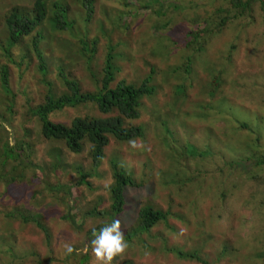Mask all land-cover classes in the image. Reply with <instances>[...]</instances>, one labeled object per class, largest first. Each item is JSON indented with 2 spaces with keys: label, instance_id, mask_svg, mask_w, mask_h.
Instances as JSON below:
<instances>
[{
  "label": "rangeland",
  "instance_id": "rangeland-1",
  "mask_svg": "<svg viewBox=\"0 0 264 264\" xmlns=\"http://www.w3.org/2000/svg\"><path fill=\"white\" fill-rule=\"evenodd\" d=\"M35 1L0 0V264H100L91 250L90 231L114 220L87 212L96 204L100 210L109 208L113 157L142 186L127 188L126 208L117 219L129 246L112 264H202L182 259L171 248L199 250L210 264H264V183L244 179V186L236 188L234 183L241 181L238 172L225 175L222 168L224 160L229 163L239 155L230 148L232 142L241 141L243 149H258L262 137L264 148V128L259 130L251 121V113L264 115V0H253L251 8L238 20L227 21L222 31L216 29L218 22L233 13L228 0H95L89 21L81 0H61L74 21L71 31L54 28L56 0H47L49 13L38 31L44 34L40 47L56 92L63 91L59 67L83 90L94 88L80 38H101L94 69L102 64L109 40L117 53L120 77L131 81L155 68L157 91L142 100L137 122L155 132L157 119L170 129L168 136L156 145L137 140L136 147L133 141L113 139L98 168L93 167L89 144L81 153L71 152L64 141L47 139L33 115L47 90L31 44L34 35L13 44L6 18L13 11L32 13ZM221 7L229 11L219 12ZM197 28L215 31L208 32L204 52L186 44L188 33ZM189 56L195 62L190 73L178 68ZM5 69L9 94L1 82ZM78 114L66 108L53 112L51 118L69 124ZM175 140L200 153L208 146L215 156L182 155L173 160L170 144L175 145ZM6 143L15 146L9 149L8 160ZM239 166L249 172L254 162L242 160ZM82 172L90 174L92 188L87 181L78 184ZM193 175L196 179L182 187L181 180ZM221 191L227 193L226 202L219 198ZM96 197L102 201H94ZM144 205L171 209L172 214L151 233L135 232L129 239ZM32 218L44 225L50 237ZM66 244L74 247L70 255Z\"/></svg>",
  "mask_w": 264,
  "mask_h": 264
},
{
  "label": "trees",
  "instance_id": "trees-1",
  "mask_svg": "<svg viewBox=\"0 0 264 264\" xmlns=\"http://www.w3.org/2000/svg\"><path fill=\"white\" fill-rule=\"evenodd\" d=\"M228 1L227 4L229 8H233V13L230 14L228 18L224 17L223 20L218 22L216 29H220V31L223 30V26L227 21L232 20L234 22V20L241 18L247 9L251 8V2L253 0ZM81 4L86 11L87 21L91 20L95 12L94 0H81ZM48 6L47 0H36L32 13L22 14L13 11L8 14L6 18L9 39L13 44H17L24 37L34 35L32 36L31 44L38 61L37 68L41 75V81L47 87V90L43 102L37 104L32 110L33 115L40 120L43 135L47 139L64 141L67 148L73 153H81L85 145L89 144L94 168L100 167L104 159L105 149L110 145L113 139L118 142L152 140V144L156 145L166 134L168 136L170 129L157 119L153 120L156 129L158 128V131L155 132L153 130L150 131L144 123L141 124L137 122L141 118L140 108L143 98L145 96L151 98L155 92L156 88L152 84L153 78L151 75H148L149 72H147L144 77H132V82L129 81L127 77H120L119 73L121 69L117 65V53L114 52L115 47L110 44V40L105 45V55L102 64H97V69H94L93 66L97 63L95 60L97 59L101 38L94 37L91 40H88V37L80 38V51L84 55L85 64H87L88 79L95 84L92 90H83L79 81L71 78L63 67H59L58 76L63 91L59 93L55 91L54 83L48 78L49 69L47 59L40 47L44 39V34L38 31V28L44 23L48 16ZM52 6L54 28L59 31H71L72 28H74V21L69 20L68 8L66 5L63 4L61 0H56L53 2ZM225 10L229 11L223 7L219 8V12ZM208 32L214 33L215 31L207 28L191 30V32L188 33L187 47L192 48L196 46L197 51L204 52L210 38ZM194 64V57L189 56L186 62H183L178 68L184 72L190 73L193 71ZM152 70L155 71V68L152 67ZM1 82L4 91L6 94H9L11 89L9 85L8 69L2 72ZM66 108L75 109L80 114L73 116L69 124L56 122L51 119V114L53 112L62 111ZM251 114V121L256 122V127L262 130L264 128V115L256 116L253 113ZM242 126L247 128L249 124L244 122ZM261 138L262 137L258 139L259 145L257 147H260L258 149L251 147L243 149L239 146L241 141H237L236 143L232 142L230 145V148H235L239 155L237 156L235 154L236 158L233 159L232 162L228 163L224 160L223 163L225 164L222 168L225 169V175L232 172H234L233 175H235L236 172H238L241 181L234 183L236 188L244 186L242 182L244 179L260 181V184L264 183V148L261 146ZM16 144L15 146L18 147L19 143L16 142ZM15 146L10 147L9 144L6 143L5 147L8 150L4 151L6 155L5 160H8L10 157L8 153L9 149H13ZM170 146L173 151L171 154L172 157H174L173 160L181 158L182 155L188 157L205 155L211 158L215 156L214 152L211 153L210 147V152L208 151V146L202 153L198 152L194 146L188 144H185L183 147L177 145L176 140L175 145L172 146L170 144ZM174 148H176L175 150H177V153L173 150ZM251 150H253L252 155L246 154V151L249 152ZM242 160L243 162L253 161L254 167L252 170L243 172V169L239 166V161ZM110 168L112 181L107 187L109 191V199H107L109 208L100 210L99 205L96 204L92 210L87 212L88 216L99 217L103 215L104 217L108 215L111 216L113 220H116L126 208L127 188H138L142 186V184L136 180L132 171L124 164L120 163L118 158L113 157L110 159ZM88 176H90L89 173L82 172L78 184L84 185L83 183L87 181V187L92 188V183L87 180ZM193 179L195 180L196 176L193 175V177H188L187 180H181L182 187H185L183 185H187V183L190 185L192 181H194ZM204 180L207 181L208 178L206 179L205 176ZM78 184H76V186H79ZM219 198L223 202H226L228 200L227 193L221 191ZM96 199H98V202L102 201V197H96L94 201ZM261 206L264 211V198ZM171 214V209L163 210L161 208H155L152 205L142 206L138 212V225L133 229L131 236L128 238L131 239L132 236H135V232H139L136 233V235L151 233V230L158 224L167 222ZM18 215L23 216L24 214L20 213ZM8 216L15 217L11 214H8ZM23 220L28 221V218L26 217ZM32 220L36 221L34 218H32ZM36 224L43 229L48 237H50V234L48 231H45L46 229L42 223L36 221ZM102 226L101 223L95 230L98 231ZM93 230L90 232H93ZM170 251L176 252L182 259L185 258L198 261L202 264H210L199 250L187 252L171 248Z\"/></svg>",
  "mask_w": 264,
  "mask_h": 264
},
{
  "label": "clouds",
  "instance_id": "clouds-1",
  "mask_svg": "<svg viewBox=\"0 0 264 264\" xmlns=\"http://www.w3.org/2000/svg\"><path fill=\"white\" fill-rule=\"evenodd\" d=\"M94 5H95V0H94ZM153 74L154 71L151 70L148 75L152 76L153 78L152 84L156 88L153 94L154 96L157 91V87H156L157 85L154 83ZM131 143L133 147H136L135 141ZM92 235L93 238L90 241L91 250L94 253L97 260L100 261V264H112L114 258L121 256L123 253H125L129 246L127 240L125 239V232L122 229L121 221L119 219H116L110 224L101 227L98 231L94 229ZM73 251H74V247L71 244L65 245V252L67 254L70 255L73 253Z\"/></svg>",
  "mask_w": 264,
  "mask_h": 264
}]
</instances>
